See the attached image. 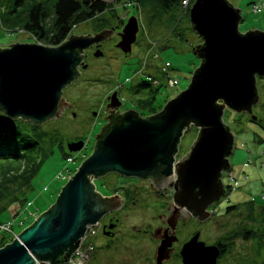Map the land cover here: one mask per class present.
Here are the masks:
<instances>
[{"label": "water", "instance_id": "1", "mask_svg": "<svg viewBox=\"0 0 264 264\" xmlns=\"http://www.w3.org/2000/svg\"><path fill=\"white\" fill-rule=\"evenodd\" d=\"M189 20L202 41L194 48L201 61L189 86L149 118L133 110L112 116L122 104L114 91L108 98L109 123L96 135L91 155L61 188L55 203L18 239L0 248V264H64L86 227L122 205L120 195L103 197L96 190L95 180L106 174L165 182L177 175L180 191L173 201L189 210L195 208L197 189L203 196L207 193L206 199L215 193L218 200L224 196L227 185L222 174L230 170L234 139L223 123V111L230 108L257 120L252 108L258 102L257 78H264V31L241 34L240 10L228 0H195ZM137 31L138 20L131 16L116 45L126 55ZM106 38L107 31H101L93 36L70 35L57 47L16 43L0 48V113L36 127L58 118L67 106L63 89L78 79L79 68L87 67L84 51ZM102 55L99 50L94 53L96 58ZM190 127L198 130L197 137L182 158L186 161L175 163L180 139ZM66 146L77 153L83 142ZM165 252V246L158 249L157 264ZM188 254L182 253L185 263ZM215 256L211 254L208 264L215 263Z\"/></svg>", "mask_w": 264, "mask_h": 264}, {"label": "rangeland", "instance_id": "2", "mask_svg": "<svg viewBox=\"0 0 264 264\" xmlns=\"http://www.w3.org/2000/svg\"><path fill=\"white\" fill-rule=\"evenodd\" d=\"M51 1L49 0V2ZM104 1L111 5L109 10L77 25L70 35L90 36L95 31L105 27L106 19H108L107 24H109L113 17L112 14H117L119 17L117 20L124 23L129 17L134 16L140 26L137 44L133 45L131 53L127 56L121 55L115 47L110 48L105 47V45L101 51L103 53L102 57H94L95 51L92 54L90 53L84 59V61L86 60L85 63L89 64L87 69H80L79 71L82 73L78 79L62 91L64 93L63 98L73 102L74 107L65 112L62 111L58 118L54 117L47 120L38 127L42 132L38 138H33L39 141V144L36 145L39 149V159L37 160L41 162L34 176L30 179L24 194H18V200L26 199L23 202L25 206L20 205V202H16L7 209L0 211V224H10L16 235H19L33 223V217L29 216L30 213H33L34 216L41 215L55 203L61 188L67 182L58 181L57 175L66 167L73 172L91 155L96 143V135L101 132L104 123H106L103 118V111L98 110L96 107L104 100L108 92L114 89L118 93L119 100L122 101L121 108H119L121 111L123 110L122 113L128 110L136 111L135 109L139 110L140 108L137 106L135 96L131 92L134 86L144 79L151 82L154 85L153 87L156 88L157 86L152 82V79L157 80L159 84H164L163 73H166L170 78L178 79L179 85L175 88L161 85L155 93L156 101L154 104L166 101L162 105L164 107L169 100L175 98L189 86L194 71L200 66L201 60L193 49L196 48L195 46L201 45L202 41L192 29L188 28L186 18L180 24L182 38H179L174 33L171 34L170 23L166 21L167 17H162L159 20L160 16L156 15L152 19L150 7L135 6L133 8V3L128 0ZM229 2L235 9L240 10L242 21L239 23L238 30L241 34H246L249 30L264 31V8L258 14L251 11L253 3L264 4V0H230ZM10 8L6 0H0V48H8L16 43L42 45L35 41L31 34L24 32L18 26L19 24H16L13 29L3 22V16L8 19L17 15L22 16L24 8L9 11ZM116 40L114 37L111 43L116 42ZM155 42H157L156 49L152 51L151 55L157 52L159 53L158 58H151L150 55L143 73L137 74L142 68L149 47H152L151 43ZM84 54L86 55V51H84ZM166 63L171 65L167 71L165 69ZM257 89L258 102L253 106L252 112L258 121L251 122L250 115L237 113L230 108L224 109L222 117L224 125L229 128L234 139L232 154L229 156L231 170L237 173L240 172L243 182H249L250 186L244 188L243 191L241 188L227 191L230 195L224 196L215 205V208L216 215L221 218L227 207L237 205L238 208L235 212L221 220L224 225L239 226L240 220H242L245 222L242 225L264 234V168L261 169V165L264 164V78H257ZM4 117V114L0 113L1 122L4 121ZM10 120H12V125H17L22 130L23 134L29 135V132L33 134V131L29 130L24 123L26 121L20 118ZM0 128L5 129V126L0 125ZM197 134L198 130L195 127H190L183 133L178 145V155L185 153L191 147ZM76 139H81L79 141L83 142V147L77 153H70L66 145L67 143H76L74 142ZM72 140L73 142H68ZM66 152L70 154L67 158L64 155ZM72 156H77L75 163L68 164L66 160ZM246 157L250 162L247 163L246 166L248 167L242 172L239 164ZM235 177L238 178L234 174L232 178L236 180ZM248 177L249 180L247 181ZM136 182L138 181L135 178L123 179L122 176L110 173L97 178L94 183L96 190L103 197H111L115 193L118 195L121 192V198L124 200L122 192L126 189L133 190L132 185H136ZM223 184L225 186L230 184L227 172L223 173ZM138 186H141L140 182L137 184ZM151 194L154 195L153 192ZM125 198L127 199L126 196ZM167 198L170 199L171 197L168 196ZM27 203H31L28 208ZM143 204L141 211L129 212V221H126L115 238L105 237L102 229H98V233L92 241L95 248L87 264H152L149 236L144 234L132 236L133 233L129 229L130 226L143 229L148 222V225L154 226L155 221L152 217L157 212L153 211L159 208V205L151 199L144 201ZM22 206L25 207V210H22ZM246 207L247 209H245ZM250 207L253 209H251L252 211L249 210ZM149 208L153 210H149ZM143 209H147V213H144L145 210ZM246 210L248 219H242L241 213H245ZM15 211L16 213L19 212L16 217L13 216L16 214ZM20 222H23V225H20ZM103 222H105V217L101 219V224ZM224 232L221 235L223 237L228 235L227 239H230L233 235L228 233L224 235ZM1 238H4L2 242L6 245L14 239L0 232ZM131 238L134 239L131 241ZM2 242H0V247L3 244ZM235 245L237 252L241 247H246L250 258L234 257V260L232 259L233 261L231 260L229 263L237 260L241 264H264V242H260L258 238L252 239L248 244L240 243V240H237Z\"/></svg>", "mask_w": 264, "mask_h": 264}, {"label": "flooded vegetation", "instance_id": "3", "mask_svg": "<svg viewBox=\"0 0 264 264\" xmlns=\"http://www.w3.org/2000/svg\"><path fill=\"white\" fill-rule=\"evenodd\" d=\"M125 24L126 23L113 18L111 22H109V24H106L105 27L101 28L99 31H95L92 35H90L93 36L101 31H107L106 41L104 40L98 45H92L87 50H85V58L88 57L90 53L92 54L93 51L99 50L101 52L104 45L105 47L110 48L115 47V49L119 51L121 55L127 56L128 54L126 55L116 46L120 42V33L122 32ZM139 27L140 26L138 22L136 40L134 44H132V47L133 45L137 44ZM114 37L117 40L116 42L111 43V40ZM85 62L86 60L84 61V63ZM88 66L89 64L87 65V67ZM80 69L81 68H79V70ZM80 73L82 72L80 71ZM113 92L114 89L108 92V95H106V97H104V100L98 104V107H96L98 110L103 111V118L106 117V123H104L103 127H105L109 123L107 117L111 116V109L107 108V105L109 104V100L107 98H109ZM62 97H64V93H62ZM117 97L119 99L118 93ZM65 101L67 102V106L64 108V112L69 108L71 109L74 107L73 102H69L66 99ZM122 112L123 110L121 111L120 109L115 110L112 116L120 114ZM79 140L81 139H76L74 142H77ZM68 142H73V140ZM178 152L175 156V163H179L181 161L183 163L186 160L182 158L190 152V148L181 155H178ZM230 172L231 170L227 171L228 176ZM123 179H125V177H123ZM136 180L138 181L136 182V185L130 184L133 186V190L126 189L122 192V197L124 196V200H122L120 209L110 212L105 216V222L102 223L101 228L102 232L105 233V237L115 238L119 234V230L124 226L126 221H129V212L135 210L141 211V208H143L144 206L143 202L151 199L159 205V208L153 211L158 213H156L152 217V219L155 221L154 226L148 225V222L146 223V225H144L143 229H140V227L137 226H130L129 229L133 233L132 236H136L137 234H144L149 236L151 256L150 259L152 264H157L156 260L158 256V249L161 246H165L166 251L163 254L164 259L162 260L161 264H208L211 260V254L215 253H217V256H215L214 264H241L238 263L237 260L233 263L229 262L234 257H245L246 259L250 258L249 252L247 251L246 247H241L238 252L235 250V242L237 240H240V243L246 244H248V242L252 240V238H250L252 233L250 227L247 228L245 225H242L245 223L242 220H240L239 226L224 225L221 220L223 218H227L230 214L226 215L224 213L223 215H221V218H218V215H216L217 211L215 205H217V203L227 195V187H225V194L220 198V200H218V193H215L214 195L209 197V199H206L205 195L207 193H205L203 196L202 192H198L199 190L197 189L196 199H192L195 208L189 210L186 207L181 208L177 206L173 201L174 193L180 191V187L178 186L177 181V175L173 181L166 180V182L163 179L158 181H153L150 179L145 181L138 179ZM139 182L141 186L137 187V184ZM170 184H172V188L166 189V187H168ZM152 192L154 195L151 194ZM120 194L121 192H119V195ZM167 194L171 197L170 199L167 198ZM114 195H116V193ZM125 196L127 197V199L125 198ZM151 209L152 208H149V210ZM245 209H247V207ZM143 210H145L143 211L144 213H147V209ZM241 216L242 219H248L247 210L245 213H241ZM103 227H105V229H103ZM223 231H225L223 233L224 235L226 233L230 235L235 233L238 234L239 238L237 237L236 239H231V237L230 239H227L226 237H228V235L224 236V238L223 235H221ZM261 234L262 236L264 235L263 232H261ZM133 239L134 238H131V241ZM262 239H260V242L263 243L264 240ZM185 251L191 252V254H188V256L186 255V263L184 262V257L182 255V253Z\"/></svg>", "mask_w": 264, "mask_h": 264}, {"label": "trees", "instance_id": "4", "mask_svg": "<svg viewBox=\"0 0 264 264\" xmlns=\"http://www.w3.org/2000/svg\"><path fill=\"white\" fill-rule=\"evenodd\" d=\"M128 1L133 3V8L135 6L150 7L152 19L156 15L160 16L159 20L162 17H167L166 21L170 23L171 34L174 33L179 38H182L180 24L184 18L187 19L188 28L192 29L189 20L190 8L184 10L181 7L182 0ZM6 2L11 7L9 11H16L19 8L24 9L22 16L17 15L10 17V19L3 16V22L13 29L16 24H19L18 26L24 32L31 34L35 41L48 47L59 46L70 36L71 31L77 25L107 12L111 7L104 0H52L51 2L49 0H6ZM112 15V19L119 18L117 14ZM107 20L105 21V26ZM193 51L197 52L195 49ZM153 81L154 79H152ZM153 86L151 82L142 79L131 91L135 96L137 106L140 108L135 110L141 118H149L156 115L163 108V103L166 102L154 104L156 101L155 93L160 86L156 88ZM24 123L29 130L33 131V134L32 132H29V135L23 134L22 130L17 125L13 124V126L12 120L6 116L4 121H0V125L5 126V129L0 128V211L7 209L16 202H20V205H25L23 202L26 199L18 200V194H24L30 179L34 176L41 162L37 160L39 159V149H37L36 145L39 144V141L33 137L38 138L42 131L36 126ZM64 155L65 158L70 156L68 152L64 153ZM229 190L230 184L227 185V191ZM237 208V205H231L226 208L225 214H231ZM251 209L250 207L249 210L252 211ZM251 231L250 238H258V240L264 238L260 231ZM233 234L231 239H236L238 234ZM3 240L4 238H1L0 242ZM3 244L1 247L6 245Z\"/></svg>", "mask_w": 264, "mask_h": 264}, {"label": "built area", "instance_id": "5", "mask_svg": "<svg viewBox=\"0 0 264 264\" xmlns=\"http://www.w3.org/2000/svg\"><path fill=\"white\" fill-rule=\"evenodd\" d=\"M193 1H195V0H182L181 1V7L184 10H187L192 5ZM263 8H264L263 3H253L251 6V11L255 14H258L263 10ZM151 45H152V47H149V49H148V51L144 57L142 68L137 72V74L143 73L144 67L147 64V59L150 58L152 51L154 49H156L157 42L151 43ZM158 56H159V53L155 52L151 55V58L157 59ZM170 66L171 65L169 63L165 64L166 71H167V69L170 68ZM163 75H164V81H163L164 84H159L157 80L153 81L157 87L161 86V85H163V86L167 85L169 88H175L176 86L179 85L178 79L170 78L169 75L166 73H163ZM263 155H264V150H263ZM76 157H74V156L69 157L66 160V162L68 164H74ZM249 162H250V160H249ZM76 170L71 172L66 167L63 171H61L57 175L56 178L58 179V181H68V179L72 176L73 173L76 172ZM232 176H234V173L230 172L229 176H228L229 181H230V191L234 190L239 183V181H237L238 178L235 177L236 178V180H235L234 178H232ZM229 195L230 194H228V196ZM30 205H31V203H29V204L27 203V207H30ZM29 216L33 217L32 218L33 221L35 219H37V217H38V216H34L33 213H30ZM20 225H23V222H20ZM100 228H102L101 220L97 221L93 225H88L86 227V231H85L84 236L80 240V244H79L78 248L70 255V257L67 259V261L64 264H87L91 258V255L94 251V248H95L92 241L96 237V235L98 233V229H100ZM0 232L7 234L14 239H18V234L16 235L14 233L13 228L10 227V224H0ZM36 264H39V263H36Z\"/></svg>", "mask_w": 264, "mask_h": 264}, {"label": "crops", "instance_id": "6", "mask_svg": "<svg viewBox=\"0 0 264 264\" xmlns=\"http://www.w3.org/2000/svg\"><path fill=\"white\" fill-rule=\"evenodd\" d=\"M228 1H230V0H228ZM248 156V155H247ZM247 163H249V160H247V157L243 160V161H241L240 162V166H241V169H240V171L242 170V172H244V170L248 167V166H246L247 165ZM230 164V163H229ZM245 166V167H244ZM244 167V168H243ZM262 168H264V164H262L261 165V169ZM230 170H231V164H230ZM231 172H233L235 175H237L238 176V181H239V183H238V185H237V187L235 188V189H238V188H241L242 189V191L244 190V188L246 189V188H248V186H250V183L249 182H246V183H244L243 182V178L241 177L242 175L240 174V172L239 173H237V172H235V171H233V170H231ZM237 178V177H236ZM249 180V177L247 178V181ZM119 195V194H118ZM23 206H25V205H23ZM23 206H22V210H25V207L23 208ZM26 206H27V204H26ZM28 208V207H27ZM253 210V209H252ZM15 213H16V211H15ZM14 213V214H15ZM19 215V212L18 213H16L15 215H13L14 217H16V216H18ZM39 216V215H38Z\"/></svg>", "mask_w": 264, "mask_h": 264}]
</instances>
